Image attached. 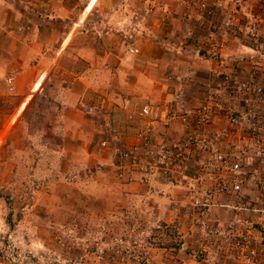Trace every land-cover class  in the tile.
<instances>
[{
  "label": "rangeland",
  "instance_id": "374dc122",
  "mask_svg": "<svg viewBox=\"0 0 264 264\" xmlns=\"http://www.w3.org/2000/svg\"><path fill=\"white\" fill-rule=\"evenodd\" d=\"M124 1L116 0L111 13L123 11L127 17L126 36L120 42L126 46L132 65L138 53H128V45L137 47L133 43L137 39L147 44L153 34L161 36L168 31L165 25L170 18L178 17L181 22L176 26H181L189 21V12L197 11L194 5L189 8L188 0ZM92 2L83 9L78 23ZM103 11L100 7L92 11V24L99 23ZM114 34L119 36L117 31ZM177 35L175 31L160 41L172 50L180 49L179 53L181 49L186 52L174 57L179 54L171 51L172 55L162 60L166 65L159 74L162 94L170 97L164 101L166 109L175 112L189 107L192 101L185 95L184 75L170 73L168 62L188 60L189 65L197 66L202 60L193 52L190 37L177 39ZM100 72L102 77L104 72ZM115 75L121 74L115 71ZM145 100L158 102L150 94ZM130 111L135 112V108ZM119 114L111 109L92 113L80 139L85 144L64 148L60 153L63 158L55 149L43 146V136L31 132L24 117L11 131L9 127L2 132L4 126L0 127V264H175L187 257L196 235L194 226L186 224L180 185L151 179L144 182L145 186L134 183L124 190L119 183L117 172L126 162L121 155V139L131 137L130 129L128 133L119 129L123 118ZM110 116L116 124L111 130L118 135L113 138L107 133ZM176 122L169 133L162 129L153 134V139L155 134L179 137L181 129ZM99 137H106L107 148L99 147ZM132 176L140 182L137 171L133 170ZM141 189H149L143 198L136 194Z\"/></svg>",
  "mask_w": 264,
  "mask_h": 264
},
{
  "label": "built area",
  "instance_id": "2783aa9c",
  "mask_svg": "<svg viewBox=\"0 0 264 264\" xmlns=\"http://www.w3.org/2000/svg\"><path fill=\"white\" fill-rule=\"evenodd\" d=\"M233 1H187L197 10L205 46L199 57L212 62L204 89L176 112L165 108L156 116L151 103H142L128 115L138 120L130 141L121 142V179L132 181L135 170L142 183L152 179L182 189L183 214L196 239L175 264H264V10L254 14ZM255 2L264 6V0ZM215 10L220 18H210ZM228 35L242 49L229 61L223 58ZM10 81L5 78L8 88ZM175 121L180 136L155 143V124L165 131ZM107 143L102 138L98 145Z\"/></svg>",
  "mask_w": 264,
  "mask_h": 264
},
{
  "label": "crops",
  "instance_id": "0c3cea01",
  "mask_svg": "<svg viewBox=\"0 0 264 264\" xmlns=\"http://www.w3.org/2000/svg\"><path fill=\"white\" fill-rule=\"evenodd\" d=\"M89 1L0 0V127L4 126L0 130L7 132L10 127L11 131L19 118L24 117L29 122L30 131L43 136L46 141L43 146L55 149L61 158L64 148H81L85 144V140L80 139L89 125L87 118L96 111H120L123 118L118 125L125 133L138 125V120L128 118L132 113L130 108L133 106L136 110L142 103L151 102L145 100L147 95L158 101L151 102L154 115L162 113L166 108L164 101L170 99L168 93L162 94L163 89L159 85H162L159 79L161 68L166 65L162 60L166 56L169 58L171 51L179 54L174 57L186 52V49H181L180 53V49L172 50L170 45L160 41L163 36H171L175 31L177 39L188 35L193 52L202 59L197 66L189 65L188 60L181 63L169 61L167 64L170 73L178 76L181 72L184 75L185 95L191 98L192 104L202 93L212 65L211 61L199 57L205 46L195 20L196 13L189 12V21L180 23L181 26H176L181 22L178 17L170 18L165 25L168 31L161 36L153 34V42L134 41L138 60L132 65L128 62L126 46L120 42L128 28L125 13H111L116 0H93L78 23V17ZM234 1L230 5L254 14L264 10V6H258L255 0ZM97 7L104 11L99 23L94 21L92 24L89 17ZM216 15H220L217 10L210 18ZM114 31L119 32V36ZM225 39L227 46L223 58L233 60L242 49L234 36L228 35ZM100 70L104 72L102 77ZM115 71L121 75L116 77ZM7 77L11 78L9 88L5 83ZM106 115L103 114L104 117ZM109 120L111 125L107 133L110 138L117 137L111 132L116 126L113 116ZM155 127L154 133L162 131L158 124ZM170 130L168 128L164 132L169 133ZM125 136L121 139L123 143L130 141ZM161 136L155 134L153 141L159 142ZM102 138L99 137L98 141ZM67 142L71 146L65 145ZM119 183L124 190L134 183L145 186L135 179H120ZM104 189L109 192L106 186ZM147 191L149 189H141L136 194L143 198ZM169 205L166 207L170 208Z\"/></svg>",
  "mask_w": 264,
  "mask_h": 264
}]
</instances>
